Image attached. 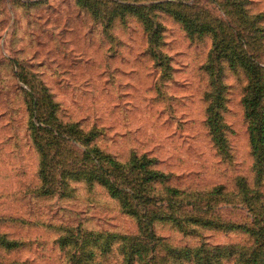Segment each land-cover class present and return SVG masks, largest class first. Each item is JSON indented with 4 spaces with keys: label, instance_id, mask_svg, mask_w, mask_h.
<instances>
[{
    "label": "rangeland",
    "instance_id": "obj_1",
    "mask_svg": "<svg viewBox=\"0 0 264 264\" xmlns=\"http://www.w3.org/2000/svg\"><path fill=\"white\" fill-rule=\"evenodd\" d=\"M249 77L264 0H0V264L264 256Z\"/></svg>",
    "mask_w": 264,
    "mask_h": 264
},
{
    "label": "trees",
    "instance_id": "obj_2",
    "mask_svg": "<svg viewBox=\"0 0 264 264\" xmlns=\"http://www.w3.org/2000/svg\"><path fill=\"white\" fill-rule=\"evenodd\" d=\"M209 94L212 99L207 107V122L212 139L214 143H217L213 127V111H216V105L213 103V93L209 92ZM241 105L247 120L255 179L262 180L264 175V89L256 78H248L246 89L241 98ZM230 229L236 231L243 229L245 232L248 230L241 226L230 227ZM221 230L226 231L223 227ZM248 232L255 236L253 229H249ZM205 246L206 244L202 243L193 252L185 253V256L192 257L195 264H264V256H261L262 247L257 246L256 241L248 248L233 245L227 246V248H205ZM5 247L12 248L14 245Z\"/></svg>",
    "mask_w": 264,
    "mask_h": 264
}]
</instances>
